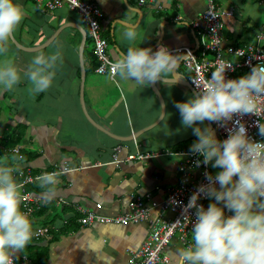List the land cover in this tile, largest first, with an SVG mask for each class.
Segmentation results:
<instances>
[{
  "label": "crops",
  "instance_id": "crops-1",
  "mask_svg": "<svg viewBox=\"0 0 264 264\" xmlns=\"http://www.w3.org/2000/svg\"><path fill=\"white\" fill-rule=\"evenodd\" d=\"M92 1L102 13L100 35L107 42L106 55L111 62L132 46L123 37L128 28L137 31L142 41L138 46L142 48L163 45L175 51L198 47L196 30L202 26L200 19L206 0H158L156 6L142 7L137 0ZM18 2L25 15L13 39L27 50L10 42L9 55L15 57L17 66L26 69L35 55L53 52L57 45L61 46L63 63L57 69L53 86L46 92L30 94L26 79L11 91H0V128L14 130V137L20 139L17 146L31 158L29 162H21V168L34 174L65 166L77 169L59 175L52 198H62L70 207L52 208L45 218H36L33 223L37 226L52 220L50 225L55 233L46 240L32 242L34 252L27 255L43 250L44 264H127L130 254L146 239L150 231L148 224H93L62 230L69 225L77 206L93 211L99 204L101 215L115 217L124 213L132 198L149 195L161 201L177 185L180 160L176 154L181 151L177 152L176 148L197 139L191 128L182 125L175 107L177 102H186L194 96L187 88L188 73L181 62L183 54L173 53L177 57L174 74H165L147 86L116 76L98 75L94 72L97 63L94 66L92 62L93 44L75 13L65 7L48 13L34 0ZM222 3V7L230 6L233 10V16L226 21L223 39L235 46L251 45L255 34L264 27V21L258 22L264 16V0ZM249 9H255L253 15L248 14ZM81 92L88 118L106 134L85 118ZM2 109H8V114ZM199 126H207L206 121ZM167 128H171V137ZM138 153L155 157L126 161L128 156ZM39 197L45 199V191ZM182 251L174 239L166 249L170 264H179Z\"/></svg>",
  "mask_w": 264,
  "mask_h": 264
},
{
  "label": "clouds",
  "instance_id": "clouds-1",
  "mask_svg": "<svg viewBox=\"0 0 264 264\" xmlns=\"http://www.w3.org/2000/svg\"><path fill=\"white\" fill-rule=\"evenodd\" d=\"M254 12L248 10L249 15ZM24 15L18 0H0V91H11L26 79L29 93L39 95L53 86L63 55L57 45L53 52L35 55L26 69L17 66L15 57L9 55V45ZM123 37L132 46L109 66L120 80L147 86L175 73L177 57L167 47L161 45L156 51L139 47L142 41L133 28L125 30ZM256 40L264 44V32H257ZM228 67L231 65L221 62L202 90L175 104L182 125L191 128L197 138L189 149L202 157L197 166L211 162L212 168L220 169L214 176L205 173L208 183L201 184L185 206V212L195 209L196 218L192 243L179 253L183 264H264V141L250 139L240 122L228 130L224 140H218L211 127L199 126L205 120L223 125L233 114L259 115L257 100L264 97V63L238 79L226 80ZM258 131L264 136V123H259ZM23 159L13 154L0 164V264H14L13 254L23 252L33 237L32 221L21 211L22 185L16 180L23 174ZM59 175L53 171L36 177L45 191V203L54 198ZM202 194L214 200L206 208L197 204Z\"/></svg>",
  "mask_w": 264,
  "mask_h": 264
},
{
  "label": "built area",
  "instance_id": "built-area-1",
  "mask_svg": "<svg viewBox=\"0 0 264 264\" xmlns=\"http://www.w3.org/2000/svg\"><path fill=\"white\" fill-rule=\"evenodd\" d=\"M158 0H137L138 6L152 5L156 6ZM224 0H206V8L201 15L200 21L202 26L197 29L196 35L198 38V47L196 50L180 49L169 52L182 53V65L188 73V84L193 91L197 93L203 89L207 80L211 77L213 71H216L221 62L225 65H231L225 69V79H238L241 76L248 74L251 68L258 63H264V44L258 43L255 40L251 45L238 47L234 43H227L223 39V30L226 27L227 19L233 16V10L229 7H222L220 2ZM38 7H43L45 12H52L62 7H65L69 12L75 13L87 30L88 37L93 44V56L97 66L95 73L98 75H108L110 78L115 76L111 72L110 65L113 63L106 55V40L100 35V22L102 13L98 5L92 0H34ZM158 10L161 6H157ZM258 32H264V27ZM158 48V47H157ZM157 48L152 49L156 51ZM199 86V87H198ZM258 114H233L231 120L221 124V122H212L210 124L215 131L218 140H224L229 134V129H235L237 122L243 123L247 136L253 141H264V136L259 134V123H264V97L257 100ZM0 151L3 155L11 156L17 154L23 157V148L15 146L6 149L0 144ZM116 152L119 153L117 149ZM179 157L177 167L178 181L177 185L166 192L163 200L157 201L153 197L147 195L143 197H135L129 200L126 210L123 214L108 217L101 215L98 210L101 206H95L96 210H87L79 206L75 207L72 218L78 227L85 228L93 224H108V225H133L146 223L150 226V231L138 250L132 252L128 258L127 264H170V258L166 254L167 247L175 239L181 246L182 250L190 245L192 237V227L195 221V209H189L185 212L191 195L197 191L201 184H207L208 181L205 173H211V165L201 163L197 166L196 161L202 160L197 154L190 150L181 151L176 154ZM153 155L136 154L126 158L127 162L143 161L153 158ZM115 158V157H114ZM118 163L117 159L116 162ZM77 170L69 166L63 167L58 171L60 175H65ZM22 175H17L16 180L22 185L21 189V211L27 212L30 220L36 222L34 214L42 206L53 205L56 208L64 209L69 204L62 198L51 199L45 203L43 198L32 194L28 191V187L36 184V177L42 173L34 174L30 169L22 168ZM44 173V172H43ZM218 187V185H217ZM214 202L205 195H201L197 204L203 205L207 202ZM70 207V206H69ZM206 208V207H205ZM156 211L155 216L152 213ZM225 215H229L228 210H225ZM38 224V223H37ZM54 228L37 225L33 226L32 242L46 240L51 237V232ZM14 255V264H32L28 255ZM179 264H183L182 257Z\"/></svg>",
  "mask_w": 264,
  "mask_h": 264
},
{
  "label": "trees",
  "instance_id": "trees-1",
  "mask_svg": "<svg viewBox=\"0 0 264 264\" xmlns=\"http://www.w3.org/2000/svg\"><path fill=\"white\" fill-rule=\"evenodd\" d=\"M101 20V19H100ZM99 20V22H100ZM240 47V46H238ZM92 62L93 64H95L94 66H96V60L93 56V53H92ZM8 131H5V128L1 129L0 128V144L3 145L6 149H9V148H13L15 146H17L19 143H20V139L19 138H15L14 136L16 135L14 133V130H12L11 128L7 127ZM190 146H191V142L189 141H185L181 144H179L176 148V151H186V150H189L190 149ZM8 157L10 158L11 156H5L3 155L2 151H0V164H3L5 162V158ZM23 160L20 161L23 162V161H27L29 162V160H31V158L28 156L26 157L25 156V153H24V156H23ZM33 159H34V156H33ZM28 191H30L32 194L36 195V196H39L40 194H42V192H44V189H42L40 186H39V182H37L36 184H33L31 186L28 187L27 189ZM206 207L208 206V204L205 205ZM52 208H56L55 206L53 205H50V206H42L40 207V209L34 214V217L36 218H39V217H44L45 218V215L47 214H50L51 213V210ZM52 221V220H50ZM50 221L49 222H45L43 223L42 225L43 226H48V227H51L50 225ZM69 225H65L64 229L62 230L63 232L65 231H68L70 228V226H74V227H78L77 224H75V221L73 218H70L69 219V222H68ZM60 231L59 233L62 234L63 232ZM55 232L52 231L51 232V236H53ZM32 241L29 242V244L27 245V247L25 248V250L23 251L24 253H33L34 252V249H33V246H32ZM33 250V251H32ZM29 259L31 260V263L32 264H44V260H45V253L43 250H38L36 254H32L31 256L28 255Z\"/></svg>",
  "mask_w": 264,
  "mask_h": 264
},
{
  "label": "water",
  "instance_id": "water-1",
  "mask_svg": "<svg viewBox=\"0 0 264 264\" xmlns=\"http://www.w3.org/2000/svg\"><path fill=\"white\" fill-rule=\"evenodd\" d=\"M85 34H86V33H85ZM85 40H86V37L84 38V42H85ZM11 42H12L17 48H19V49H21V50H27V49L22 48L21 46H19V45L17 44V42H16L14 39H12ZM84 74H85V72H84L83 64H82V62H81V75H82V78H84ZM187 88L190 90V92H191L193 95L196 94V93L193 91V89L191 88V86H190L188 83H187ZM80 104H81L82 111H83V113H84V115H85V118L88 120V122H89L90 124H92V125H93L95 128H97L98 130H100V131H102V132H104V133L106 134L107 132H105L103 129L97 127V126H96V125H95V124H94V123L88 118L87 113H86V111H85L83 92L80 93ZM162 112H164V108H163ZM205 121H206L207 126H209V127L212 128L210 122H209L208 120H205ZM215 136H216V135H215ZM216 138H217V137H216ZM233 179L235 180L236 178L234 177Z\"/></svg>",
  "mask_w": 264,
  "mask_h": 264
},
{
  "label": "rangeland",
  "instance_id": "rangeland-1",
  "mask_svg": "<svg viewBox=\"0 0 264 264\" xmlns=\"http://www.w3.org/2000/svg\"><path fill=\"white\" fill-rule=\"evenodd\" d=\"M220 4H222V2H220ZM41 9H43V7H40ZM261 14H263L262 12H261ZM264 15V14H263ZM262 22V21H264V16L263 17H261L259 20H258V22ZM247 41H245L244 43H246ZM90 45V44H89ZM88 45V46H89ZM89 48V47H88ZM88 81H89V79H88ZM19 96V95H18ZM2 112L5 114V115H7L8 114V109H2ZM1 119V118H0ZM177 122L179 123L180 121H179V119L177 120ZM177 125H179V124H177ZM166 131L168 132V134H169V136L171 137V128H167L166 129ZM178 134H174V136H177ZM210 165H211V162H210ZM52 170H55V169H52ZM220 169L219 168H212L211 167V172L212 173H217L218 171H219ZM57 211L58 210H56L55 212H54V214L53 215H55L56 213H57Z\"/></svg>",
  "mask_w": 264,
  "mask_h": 264
}]
</instances>
